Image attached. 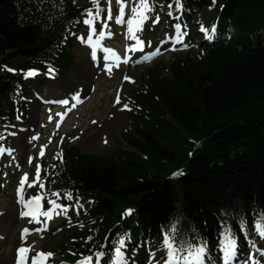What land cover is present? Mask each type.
Here are the masks:
<instances>
[{"label": "trees", "instance_id": "16d2710c", "mask_svg": "<svg viewBox=\"0 0 264 264\" xmlns=\"http://www.w3.org/2000/svg\"><path fill=\"white\" fill-rule=\"evenodd\" d=\"M214 1L184 0L186 14ZM81 14L76 0H0V131L16 121L17 109L29 111L32 86L47 84L28 80L26 68L71 74L70 35ZM217 31L220 41L204 53L173 55L148 70L143 91H131V130L122 136L131 151L89 156L73 147L63 161L47 162L48 191L94 203L91 218L71 210L77 226L63 232L66 239L96 231L101 244L112 231L109 249L130 234L132 250L160 243L178 218L177 241L203 237L210 264L221 262V222L239 232L244 215L248 240L257 239L253 216L264 212V0H226ZM248 240L239 235L240 254Z\"/></svg>", "mask_w": 264, "mask_h": 264}, {"label": "rangeland", "instance_id": "374dc122", "mask_svg": "<svg viewBox=\"0 0 264 264\" xmlns=\"http://www.w3.org/2000/svg\"><path fill=\"white\" fill-rule=\"evenodd\" d=\"M80 4L85 2L88 3L87 0H79ZM130 2L132 0H129ZM226 4V0H215L214 4L211 8L203 9L200 12V18L203 22V26L206 28L215 27V25L219 21V16L222 13L223 7ZM86 19V18H85ZM83 20V22L85 21ZM129 21V20H128ZM198 17L195 18V21L192 24L191 29V36L193 37V41L195 42L194 51L190 53L191 55L197 54L201 48L205 44H202L200 36L197 34L199 25H198ZM134 24V23H133ZM127 28H129V24L125 23ZM165 25L163 24L161 29L164 28ZM109 38V37H106ZM92 41H98L97 39L92 38ZM119 42L122 44V49L124 46H128L130 43L128 40L127 32L123 33L119 36ZM164 43V42H163ZM167 42L164 43L163 49L167 46ZM120 45V44H119ZM120 47V46H119ZM192 48V46H191ZM155 53V52H154ZM91 53H88L83 57V60H79L73 66L74 71V79L72 81L64 80L59 81L57 80L55 83H52L49 87L46 88L47 90V100L52 98H56L55 96L58 93H68L69 91H76L80 87L85 88L82 90L85 95H88L90 98L88 103L83 105L79 110L73 112L66 121L62 132L71 133L70 135H76V137L72 140L74 145L78 146L81 151L90 154V155H100L104 154L107 150L105 148L104 142L107 140L108 147L114 146L115 144H121L122 141L120 140V136L122 132L128 128L129 120L127 115L123 112L120 108L119 104L114 102V99L117 101V97L124 98L125 95H128V92L132 90L133 87L142 88L144 86V82L142 80V74L145 67L143 65L148 64V62H144L143 64L139 65L138 68H122L119 72L114 71L108 72L107 70H103L102 72L95 76L92 74L95 71L96 67L93 65L96 59L91 57ZM103 58L102 54H99V57ZM164 58H170V55L167 54ZM18 61V60H17ZM116 64L121 65L120 60H116ZM105 66V64H104ZM103 66V67H104ZM101 63L100 67L101 68ZM100 70V69H99ZM86 73H90L89 78H85L84 75ZM129 75L132 80H125L124 76ZM134 80V82H132ZM95 86V91L89 93V87ZM43 103L47 102H39V100L33 101V105L31 106V110H33V114L30 116L29 121L24 124L20 125L19 128L15 131L17 137L12 139L8 146H12L15 152L17 153V160L12 164V180L9 182V185L12 187L11 192H4L0 198V242H3V245L0 246V264H12L14 250L17 246L16 243L13 242V239L16 240L18 238V234L22 231L27 229L30 231H40L41 238H34L30 241L31 247L33 250H40V249H54L55 246L60 241V236L56 232H47L48 226L43 229L39 230L36 225H28V220H21L19 219V214L17 213V206L14 200V190L18 185V178L22 179L26 174L28 176V180L31 179V170H30V163L28 162L29 159L35 158L36 151L33 148L34 143L29 141L27 143V138L30 137V134H35L37 129V123L39 122L40 115L41 122L44 124L42 126L41 131L45 130V132H49L50 135L46 139L55 140L59 138L57 132H54L53 127L56 125L50 124L51 117H50V109L45 107ZM95 121V123H94ZM108 122L116 123L118 126L114 128H104ZM56 136V137H55ZM50 142V141H49ZM55 142V141H53ZM41 144V143H40ZM54 148H51L52 151ZM126 149V147H124ZM27 171V172H25ZM22 173L24 175H22ZM32 185H30L31 187ZM28 188V186H27ZM40 206L36 208H32L31 211L34 215H37V212L40 211ZM14 215L15 220V228L12 227L10 233H6L10 230L11 224H7L8 216L10 214ZM18 217V218H17ZM10 226V227H9ZM171 235V232H168ZM261 250L264 249V239H262L259 235L256 239ZM178 243V241H177ZM193 245H199L200 243L195 240ZM148 251H151L155 254L154 262L157 264H166L167 260V249L162 246V243L155 246L154 243H151L146 248V254ZM145 251L137 250L136 252L129 253L130 257H134L135 261L139 262L142 257L144 256ZM59 260L60 258L57 257ZM150 261V260H148ZM207 264H210L208 256L206 257ZM104 264V260L102 262ZM248 264H252V262H248Z\"/></svg>", "mask_w": 264, "mask_h": 264}, {"label": "snow or ice", "instance_id": "6c2138e0", "mask_svg": "<svg viewBox=\"0 0 264 264\" xmlns=\"http://www.w3.org/2000/svg\"><path fill=\"white\" fill-rule=\"evenodd\" d=\"M109 2H110V0H109ZM119 2L121 3V5L124 4V0H119ZM175 3L180 8V10L182 11L183 10L182 9V0H175ZM139 5H140V8H142L144 11L140 12V18L137 20L135 14L137 13L138 9L136 7H133L131 9V11L134 15H133V19L128 21V24L130 26L129 27L130 33L132 32L131 25L133 23H136L137 27H139V25L144 22V20L146 18V13L153 10L154 7L157 6L155 4V0H139ZM168 6L172 7L171 4H169ZM124 15H125V8L123 6H121L119 8V17L117 18L116 22L117 23H123V20L121 18ZM108 19L109 20L112 19L111 14H109ZM84 22L86 24L92 23V21H90V20H85ZM155 22H159V16L158 15L155 17ZM175 27L177 30H179V29H181V24L177 23L175 25ZM201 31L205 32L206 39H208V40L214 39V37L209 34L208 29L201 28ZM210 31H211V33H214L216 31V29L213 28ZM182 35H184L183 32H178L176 40L179 41L180 37ZM79 39L81 41H83L84 37L80 36ZM88 39L90 42L91 36H89ZM132 39L138 40V37L133 35ZM143 44H144V41L140 40L139 45H141V46L133 49V51L143 52V47H142ZM91 55H92V58H95V52H92ZM152 55H154V53L150 52L148 56L144 57V59L147 60ZM101 66L103 67V62H101ZM118 66L119 65H117V67ZM5 70L15 71L14 69H10V68H5ZM53 71L54 70L51 67H49L48 72L50 75L52 74ZM108 71H111L110 67L108 68ZM36 74H37V70H35V69L28 70L25 73L26 77H32V76H35ZM124 79L125 80H132V78L129 75H125ZM132 82H134V80ZM79 99H80L79 96L75 97V100L79 101ZM119 102H120V99L118 97L116 103H119ZM59 103H61L63 105H68L69 101L68 100H61V101H59ZM124 108L131 110L128 108V105H124ZM60 115H63V114H60ZM94 123H95V121H94ZM0 138H3L2 134H0ZM105 143H107V140H105ZM5 151L8 154H11L13 149H11V148H7V149L0 148V153H4ZM40 155L43 156L44 153L41 152ZM29 163H31V159H29ZM40 167L41 166H39V165L36 166V178H37V180H39V178H40ZM27 179H28V176L26 174L20 182L21 188L23 187L24 181H26ZM40 187H44V185L41 184ZM53 195L59 196V193L58 192L53 193ZM36 199H37L36 197H33V200H36ZM72 199H73V196L71 193H69L68 194V200H72ZM20 202L25 203L23 194H21ZM51 203L55 207H63L62 205H57L55 200H52ZM28 207L29 208L31 207V201L28 202ZM66 210L67 209H65V211ZM77 211H79V210H77ZM131 211L132 210H129V213H131ZM21 214L24 216L33 215V213L30 211L23 212ZM45 215H48V213H45ZM253 221H254L253 226H252L253 230L262 239H264V212L259 213L258 215L254 214ZM177 225H178V218H177V221L173 222L171 225V233L172 234L169 235L168 231H165L163 233L162 246L167 249L166 264H207L206 257L210 255V250H209V245H208L207 240H205L202 237L201 243L198 246L191 244V242L189 240H187L186 238L180 239L179 242L177 243V234H176ZM237 227L239 229V232L234 230L230 224H225L224 222H221L222 230L220 232V238L218 240V244H219V252L222 253V257H221L222 264H248L249 259L252 260V264H260L259 261L254 259L251 252H249L243 258H241V256H240L239 235L242 234L246 240H248V235H249L247 218L244 215H241L238 218ZM27 231L28 230L25 229V232H27ZM88 239L91 240V237H89ZM130 243H131L130 234H125L122 237H117L116 243L113 244L111 249H109L107 252L96 253V258H97L96 264H101V262L105 259V257H107L108 264H113V260H112L113 252L115 253V256L118 257L117 264H143L142 261L137 262V261H135L134 257H130L128 255L127 248H128V244H130ZM248 243L251 244L252 241L248 240ZM105 247L107 248L108 246L105 245ZM27 251H29V249L23 248V247L18 249L19 253H25ZM132 251L136 252L137 249L135 247H133ZM39 256L40 257H45V256L51 257L52 254H44L43 252H40ZM154 256H155L154 253H152L151 251H148L146 259H148L150 261H154ZM92 260H93L92 256L87 257V262H91ZM87 262L86 261H79L78 264H87ZM33 264H40V261L36 257H33Z\"/></svg>", "mask_w": 264, "mask_h": 264}, {"label": "bare ground", "instance_id": "6f19581e", "mask_svg": "<svg viewBox=\"0 0 264 264\" xmlns=\"http://www.w3.org/2000/svg\"><path fill=\"white\" fill-rule=\"evenodd\" d=\"M115 126H118V124L108 122L107 125L104 126V128H106V127H108V128H114ZM15 222H17V219L15 220V217H14V215L12 213V214H10V216H8V222H7V224H11V227L9 226L10 227V230L8 232H6L7 234L11 232L12 227L15 228V225H14ZM13 242L18 245L20 243L19 242V238H17L16 240L13 239ZM2 245H3V242L1 241L0 242V246H2ZM6 264H9V263H6Z\"/></svg>", "mask_w": 264, "mask_h": 264}]
</instances>
